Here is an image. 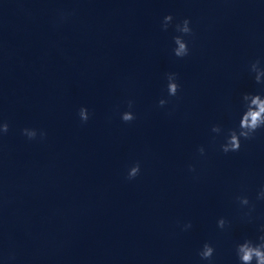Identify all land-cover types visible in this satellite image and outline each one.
Instances as JSON below:
<instances>
[{"label": "water", "instance_id": "water-1", "mask_svg": "<svg viewBox=\"0 0 264 264\" xmlns=\"http://www.w3.org/2000/svg\"><path fill=\"white\" fill-rule=\"evenodd\" d=\"M167 14L191 20L183 59ZM256 59L264 0H0V264H208L205 242L212 264H238L236 243L264 225V130L225 155L211 127H236L242 94L264 91Z\"/></svg>", "mask_w": 264, "mask_h": 264}, {"label": "clouds", "instance_id": "clouds-1", "mask_svg": "<svg viewBox=\"0 0 264 264\" xmlns=\"http://www.w3.org/2000/svg\"><path fill=\"white\" fill-rule=\"evenodd\" d=\"M174 16L167 14L163 17L161 22V28L167 31L170 26H174L175 32L179 35L173 36V43L175 47L172 49L173 55L178 59H183L190 55L189 40L185 37H193L194 30L191 27V20L184 18L173 25ZM249 72L253 75V79L257 85H261L264 89V66L261 65V60L256 59L249 64ZM166 79V92L169 97H176L181 90L179 84L178 73L168 72L165 74ZM169 101L166 99H160L158 101L159 107H164ZM241 104L243 111L239 115V121L236 127L224 129L220 124H214L211 127V132L217 136L223 137V142L219 145V149L225 155L240 151L242 147V141H249L255 138L258 131L264 130V91L257 92H244L241 96ZM128 110L120 114V118L125 123H131L136 119L134 111V101L129 100L127 102ZM78 116L82 123H87L90 119V112L87 107H80L78 110ZM9 124L6 121H0V137L6 135L9 132ZM21 134L28 140H35L39 135L40 139L43 140L47 133L43 130L35 128H23ZM198 152L201 156L205 155L204 147H200ZM189 171L195 172V167L189 165ZM141 166L137 162L132 165L127 172V179L133 180L140 175ZM239 204L242 207H247L248 212L246 215L251 216L252 212L255 211V205L252 204L247 196H237ZM257 200H264V186L261 187L260 191L256 196ZM228 221L221 217L217 221V227L225 229L228 225ZM192 228L191 221L183 225L182 230L187 231ZM261 234L256 240L245 238L241 242L235 245V256L238 264H264V225L260 228ZM215 247L208 242H205L202 247L198 250L197 255L201 261H207L208 264H212L215 256Z\"/></svg>", "mask_w": 264, "mask_h": 264}]
</instances>
